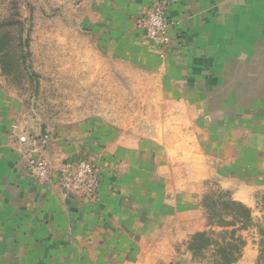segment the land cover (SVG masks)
Listing matches in <instances>:
<instances>
[{
    "label": "crops",
    "instance_id": "crops-1",
    "mask_svg": "<svg viewBox=\"0 0 264 264\" xmlns=\"http://www.w3.org/2000/svg\"><path fill=\"white\" fill-rule=\"evenodd\" d=\"M160 2L170 16L167 44L138 26ZM82 10L99 50L158 79L177 112L168 118L175 125L185 112L196 130L218 121L221 131L237 122L241 132L246 115L259 113L246 99L255 107L264 100V0H87ZM173 130L179 136L182 129ZM24 136L48 138L33 146L21 143ZM161 137L90 124L42 131L0 86V264L165 262L155 255L160 243L147 242L160 220L175 214L159 207L170 150ZM33 149L55 169L93 159L100 178L95 197L79 200L36 183L27 170Z\"/></svg>",
    "mask_w": 264,
    "mask_h": 264
},
{
    "label": "rangeland",
    "instance_id": "rangeland-1",
    "mask_svg": "<svg viewBox=\"0 0 264 264\" xmlns=\"http://www.w3.org/2000/svg\"><path fill=\"white\" fill-rule=\"evenodd\" d=\"M85 1L0 0L2 90L20 101L23 114L34 117L42 131L90 124L121 134L163 135L170 150L159 207L175 214L160 220L162 226L147 240L160 243L155 255L165 258L161 264L218 260L215 248L203 254L191 251L197 233L212 231L209 239L215 245L243 242L236 264H264V100L258 98L255 107L253 99H246L259 113L246 115L241 132L237 122L221 131L218 121L196 130L185 112L186 118L175 125L168 120L175 107L155 76L99 50L85 25ZM179 125L177 136L173 129ZM208 131L230 135L203 136ZM218 192L251 211L249 227L243 229L234 217L209 218L203 203ZM223 222L231 226H215Z\"/></svg>",
    "mask_w": 264,
    "mask_h": 264
},
{
    "label": "built area",
    "instance_id": "built-area-1",
    "mask_svg": "<svg viewBox=\"0 0 264 264\" xmlns=\"http://www.w3.org/2000/svg\"><path fill=\"white\" fill-rule=\"evenodd\" d=\"M170 24V16L163 2L156 3L138 21V26L145 31L147 37L161 44H167L169 41ZM47 138L24 136L20 141L36 146L37 143L45 144ZM27 170L36 183L57 188L79 200H92L100 184L96 163L91 158H83L76 162L66 161L55 169L49 160L39 156L33 149L27 160Z\"/></svg>",
    "mask_w": 264,
    "mask_h": 264
},
{
    "label": "trees",
    "instance_id": "trees-1",
    "mask_svg": "<svg viewBox=\"0 0 264 264\" xmlns=\"http://www.w3.org/2000/svg\"><path fill=\"white\" fill-rule=\"evenodd\" d=\"M203 207L207 209L209 218L218 217L221 219L223 217H234L240 221L243 229L249 227L252 223L251 211L244 205L232 201L231 198L223 197L221 192L214 193L212 197L207 198L203 203ZM215 226L224 229L231 225L227 222H223L218 223ZM208 227L214 228L212 225H209ZM214 233V231H212V233H197L193 240L194 244L192 245L193 247L191 251L195 254H203L205 250L215 248V254L219 259L211 264H236L238 260L237 257L240 256L242 252L241 248L243 242H241L240 245H236V240L230 239L225 241V243L215 245L209 239Z\"/></svg>",
    "mask_w": 264,
    "mask_h": 264
}]
</instances>
